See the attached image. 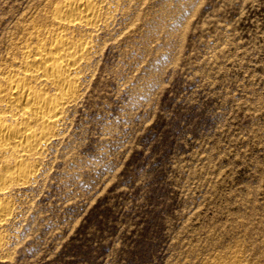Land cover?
Returning a JSON list of instances; mask_svg holds the SVG:
<instances>
[{
	"label": "rangeland",
	"instance_id": "1",
	"mask_svg": "<svg viewBox=\"0 0 264 264\" xmlns=\"http://www.w3.org/2000/svg\"><path fill=\"white\" fill-rule=\"evenodd\" d=\"M57 1L0 0V66ZM94 1L81 90L11 193L0 264H264V0Z\"/></svg>",
	"mask_w": 264,
	"mask_h": 264
},
{
	"label": "bare ground",
	"instance_id": "2",
	"mask_svg": "<svg viewBox=\"0 0 264 264\" xmlns=\"http://www.w3.org/2000/svg\"><path fill=\"white\" fill-rule=\"evenodd\" d=\"M104 17L94 0H59L10 39V65L0 66V247L11 193L37 177L40 159L60 135Z\"/></svg>",
	"mask_w": 264,
	"mask_h": 264
}]
</instances>
